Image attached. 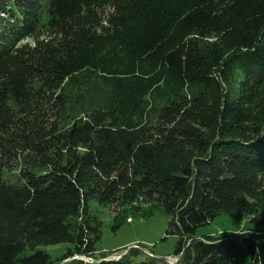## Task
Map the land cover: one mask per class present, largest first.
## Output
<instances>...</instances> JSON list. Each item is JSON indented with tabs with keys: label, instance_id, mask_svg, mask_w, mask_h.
I'll list each match as a JSON object with an SVG mask.
<instances>
[{
	"label": "trees",
	"instance_id": "obj_1",
	"mask_svg": "<svg viewBox=\"0 0 264 264\" xmlns=\"http://www.w3.org/2000/svg\"><path fill=\"white\" fill-rule=\"evenodd\" d=\"M112 199L168 214L150 264H264V0H0V264H133L93 257Z\"/></svg>",
	"mask_w": 264,
	"mask_h": 264
},
{
	"label": "rangeland",
	"instance_id": "obj_2",
	"mask_svg": "<svg viewBox=\"0 0 264 264\" xmlns=\"http://www.w3.org/2000/svg\"><path fill=\"white\" fill-rule=\"evenodd\" d=\"M113 10V7H107L102 16L101 26L96 29L97 32H105L103 26L110 25L109 16ZM44 36H47V34ZM35 41L36 38L31 36L24 39L23 43L27 42V44L32 46ZM34 83L37 85L39 80ZM78 150L83 152L86 148L81 146ZM58 152L63 153L62 150H58L53 146L49 153L50 155H56ZM11 159L13 170H9L8 173H19L22 157H19V160H15L16 158L14 157ZM90 211L103 223L102 238L98 244L96 256L93 257H101L104 252L110 251L109 253L112 254L108 257L116 259L120 257L121 254L126 253L131 247L138 246L143 253L135 259L133 264H150L153 260H157L156 258L166 261L173 260L174 262L180 259V256H175V249L179 236L172 234L164 239L169 216L162 207L156 206L152 216L138 217L133 214L131 203H125L120 199H112L107 203L93 200ZM122 218L126 219L125 223L115 229L113 223ZM248 219L249 218L246 217L240 221L235 211L222 212L211 223L199 227L197 229V235L201 237L225 232L249 234L252 230L250 229L251 226ZM43 247L47 249L53 257H59L62 256L69 247H73V245L69 242H60L50 243ZM74 257L81 258L80 255L71 258ZM93 257L89 256L90 259Z\"/></svg>",
	"mask_w": 264,
	"mask_h": 264
},
{
	"label": "water",
	"instance_id": "obj_3",
	"mask_svg": "<svg viewBox=\"0 0 264 264\" xmlns=\"http://www.w3.org/2000/svg\"><path fill=\"white\" fill-rule=\"evenodd\" d=\"M123 254H125V253H123ZM123 254H121L120 257H121ZM80 257L83 258V259L85 258L86 260H91V259H92L91 261H94V260H95L94 258H91V259H90L89 257H87V256H85V255H81ZM120 257H118V258H120ZM118 258H116V259H118ZM105 259H106V260H111V259H114V258H105Z\"/></svg>",
	"mask_w": 264,
	"mask_h": 264
},
{
	"label": "built area",
	"instance_id": "obj_4",
	"mask_svg": "<svg viewBox=\"0 0 264 264\" xmlns=\"http://www.w3.org/2000/svg\"><path fill=\"white\" fill-rule=\"evenodd\" d=\"M170 262H174L173 260H169Z\"/></svg>",
	"mask_w": 264,
	"mask_h": 264
},
{
	"label": "clouds",
	"instance_id": "obj_5",
	"mask_svg": "<svg viewBox=\"0 0 264 264\" xmlns=\"http://www.w3.org/2000/svg\"><path fill=\"white\" fill-rule=\"evenodd\" d=\"M157 255V254H156ZM168 262H170L169 260H168ZM171 263H173V262H171Z\"/></svg>",
	"mask_w": 264,
	"mask_h": 264
}]
</instances>
